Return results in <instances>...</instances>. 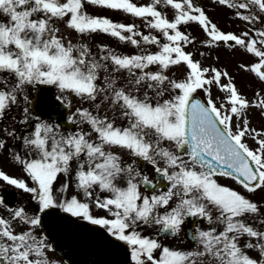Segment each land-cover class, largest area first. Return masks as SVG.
I'll return each mask as SVG.
<instances>
[{
  "label": "snow or ice",
  "instance_id": "obj_1",
  "mask_svg": "<svg viewBox=\"0 0 264 264\" xmlns=\"http://www.w3.org/2000/svg\"><path fill=\"white\" fill-rule=\"evenodd\" d=\"M0 185V264H264V0H0Z\"/></svg>",
  "mask_w": 264,
  "mask_h": 264
},
{
  "label": "flooded vegetation",
  "instance_id": "obj_2",
  "mask_svg": "<svg viewBox=\"0 0 264 264\" xmlns=\"http://www.w3.org/2000/svg\"><path fill=\"white\" fill-rule=\"evenodd\" d=\"M5 170L13 172V169L8 168L5 165ZM0 197H2L6 203L15 205L20 203V197L17 196L14 189L0 185ZM4 210L0 208V212ZM90 248H85L74 238L69 237V244L62 245L55 252L50 255L55 256L56 259L61 261V264H99L98 261H93ZM93 251H97L93 249ZM119 260V258H118Z\"/></svg>",
  "mask_w": 264,
  "mask_h": 264
},
{
  "label": "rangeland",
  "instance_id": "obj_3",
  "mask_svg": "<svg viewBox=\"0 0 264 264\" xmlns=\"http://www.w3.org/2000/svg\"><path fill=\"white\" fill-rule=\"evenodd\" d=\"M209 14L213 16L214 19H218L220 22V25L224 27L225 29L238 30L236 27L238 22L235 20L229 22L227 19V12L225 9H217L215 12H210ZM220 63L222 64L227 63L229 66V71H233L232 58L226 50L221 52ZM238 84H242V81L238 80ZM254 123H256V125L259 126V120H254Z\"/></svg>",
  "mask_w": 264,
  "mask_h": 264
},
{
  "label": "water",
  "instance_id": "obj_4",
  "mask_svg": "<svg viewBox=\"0 0 264 264\" xmlns=\"http://www.w3.org/2000/svg\"><path fill=\"white\" fill-rule=\"evenodd\" d=\"M60 244L67 245L69 244V237H60ZM89 253L93 261H98L99 264H118V257L114 254H105L100 251H93L90 249Z\"/></svg>",
  "mask_w": 264,
  "mask_h": 264
}]
</instances>
